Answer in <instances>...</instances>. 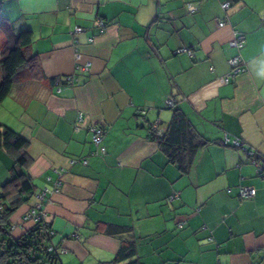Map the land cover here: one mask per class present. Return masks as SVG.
<instances>
[{
    "label": "crops",
    "instance_id": "0c3cea01",
    "mask_svg": "<svg viewBox=\"0 0 264 264\" xmlns=\"http://www.w3.org/2000/svg\"><path fill=\"white\" fill-rule=\"evenodd\" d=\"M0 4L16 30L32 31L35 58L0 101V122L28 140L36 191L12 216L14 237L41 205L63 264H126L114 261L124 240L140 264H264V0ZM238 33L241 50L230 45ZM239 53L246 70L226 83ZM176 108L209 141L188 172L150 133L155 123L165 131ZM92 125L105 129V155ZM225 135L256 149V163ZM14 163L0 144V185ZM243 186L255 196L241 197Z\"/></svg>",
    "mask_w": 264,
    "mask_h": 264
},
{
    "label": "trees",
    "instance_id": "16d2710c",
    "mask_svg": "<svg viewBox=\"0 0 264 264\" xmlns=\"http://www.w3.org/2000/svg\"><path fill=\"white\" fill-rule=\"evenodd\" d=\"M0 32L4 34L5 39L0 59L3 73L0 81V101H2L11 92L18 72L33 65L35 58L29 54L33 41L32 31L16 30L1 8ZM150 133L153 139L160 142L169 160L177 163L184 172L191 169L199 151L209 143L178 108L174 110L173 118L162 135H158L152 126ZM0 144L15 156L9 179L0 185V264H63L59 247L52 243V228L44 219L37 221L21 236L16 238L12 235L13 214L26 204L36 191L27 172L30 163L26 153L28 140L0 122ZM128 230V227L123 226L111 227L112 233L117 235L125 234ZM51 247L53 248L50 249ZM135 254L134 242L124 240L114 261L129 259L126 264H140L137 259H133Z\"/></svg>",
    "mask_w": 264,
    "mask_h": 264
},
{
    "label": "built area",
    "instance_id": "2783aa9c",
    "mask_svg": "<svg viewBox=\"0 0 264 264\" xmlns=\"http://www.w3.org/2000/svg\"><path fill=\"white\" fill-rule=\"evenodd\" d=\"M231 6V3L230 2H226L223 4V8L224 9H228L230 8ZM224 23L221 22L220 25H223ZM99 26L101 28H103L105 26V23L103 21H100L99 23ZM83 31V28L82 27H76L75 29V32H81ZM244 44H245V36L244 34L242 33H238L234 39L231 40L230 42V45L232 47H235L239 50H241L243 47H244ZM180 51H185V52H188V53H191L190 50L188 49H181ZM77 58H79V54L77 53L76 54ZM229 65H230V70L228 72V74H226L224 76V81L226 83H229L233 78L237 77L240 73L244 72L246 70V64L244 62V59L242 57V55L239 53L233 57H231L229 59ZM77 69L80 70V71H88L90 69V63H86L84 65H81L79 64L77 66ZM67 81H72V80H76L77 78L76 77H73V76H68L65 78ZM168 106L170 107H174L175 106V102L173 99H169L168 102H167ZM140 112L142 114H145L146 113V110L144 109H141ZM80 120L82 119V114H80ZM152 128H154L158 135H162L164 133V131L160 130L159 129V125L158 123H155L154 125H152ZM90 131L92 132V140L94 142V144L97 146L98 148V151L96 153H99L100 155H105L106 154V147L103 145V140H104V134H105V129L103 126L101 125H92L90 127ZM224 143L227 144V145H233L235 147H240L242 148L246 154H248V156L255 162V157L257 155V151L256 149L254 148H250V147H247L241 139L239 138H231L229 135H225L224 137ZM82 162L84 164H88V160L86 158H84L82 160ZM257 171L258 173L262 174L264 173V167L258 165L257 167ZM240 196L243 197V198H252L255 196L256 194V191L255 189L253 188H249V187H240ZM46 194V191H44L43 193L41 192L39 194V197L41 199L44 198ZM175 196H172V198H174ZM26 218H31L33 219L34 221H40L42 219H44V213L42 212V206L41 205H37L36 207H34L31 212L26 216ZM53 247H51L50 249H52Z\"/></svg>",
    "mask_w": 264,
    "mask_h": 264
},
{
    "label": "rangeland",
    "instance_id": "374dc122",
    "mask_svg": "<svg viewBox=\"0 0 264 264\" xmlns=\"http://www.w3.org/2000/svg\"><path fill=\"white\" fill-rule=\"evenodd\" d=\"M1 51V50H0Z\"/></svg>",
    "mask_w": 264,
    "mask_h": 264
}]
</instances>
